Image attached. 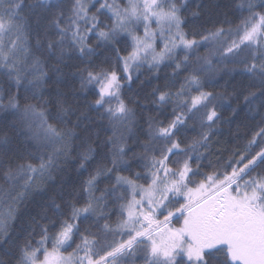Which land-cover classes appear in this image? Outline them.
<instances>
[{
  "label": "snow or ice",
  "instance_id": "obj_1",
  "mask_svg": "<svg viewBox=\"0 0 264 264\" xmlns=\"http://www.w3.org/2000/svg\"><path fill=\"white\" fill-rule=\"evenodd\" d=\"M0 125V264H264V0H0Z\"/></svg>",
  "mask_w": 264,
  "mask_h": 264
},
{
  "label": "trees",
  "instance_id": "obj_2",
  "mask_svg": "<svg viewBox=\"0 0 264 264\" xmlns=\"http://www.w3.org/2000/svg\"><path fill=\"white\" fill-rule=\"evenodd\" d=\"M212 2H213V3H217V2H218V3H221V4H226V3H227V0H212ZM226 11H228L227 8H221V12H226ZM141 77H142V78H145V80L147 79V76H146V75H141ZM140 82H141V81H136V83L133 85V91L128 93V95H129V96H132L133 99L136 98V96H135V92H136V91H140V89L138 88V85L140 84ZM161 82H162V81H161ZM155 83H156V82L153 81V84H155ZM147 91H150V87H145V88L143 89V92H147ZM143 92H141V95L143 94ZM223 116L226 117V118H227V117H230V116H231V112H230V111L223 112ZM241 123H248L247 121H243V114H241V118L238 119L235 123H233V124H231V125H228V124H224V125H222V130H223L224 133H225V137H221V139H225V138H227V133H228L229 129H231L232 132H235L236 129H237V126H238L239 124H241ZM0 127H2V125H0ZM8 131H9V135H13V133H12L10 130H8ZM240 134H241V135L244 134V128H243V127L240 128ZM66 173H67V176H68V177H71V178H72V180H75V179L77 178V177H76V173H75L74 169H72V168L67 169V170H66Z\"/></svg>",
  "mask_w": 264,
  "mask_h": 264
},
{
  "label": "bare ground",
  "instance_id": "obj_3",
  "mask_svg": "<svg viewBox=\"0 0 264 264\" xmlns=\"http://www.w3.org/2000/svg\"><path fill=\"white\" fill-rule=\"evenodd\" d=\"M138 81H145V78H142V77L140 76V80H138Z\"/></svg>",
  "mask_w": 264,
  "mask_h": 264
}]
</instances>
